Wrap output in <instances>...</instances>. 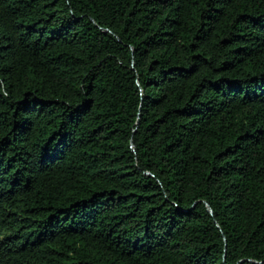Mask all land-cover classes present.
<instances>
[{
  "label": "trees",
  "instance_id": "1",
  "mask_svg": "<svg viewBox=\"0 0 264 264\" xmlns=\"http://www.w3.org/2000/svg\"><path fill=\"white\" fill-rule=\"evenodd\" d=\"M0 264H264V0H0Z\"/></svg>",
  "mask_w": 264,
  "mask_h": 264
}]
</instances>
